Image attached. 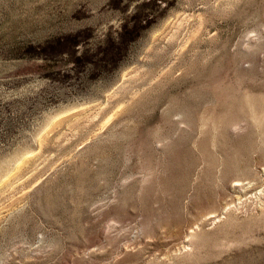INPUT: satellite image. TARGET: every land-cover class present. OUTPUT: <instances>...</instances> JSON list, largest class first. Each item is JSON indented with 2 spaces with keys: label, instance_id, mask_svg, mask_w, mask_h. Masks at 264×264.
<instances>
[{
  "label": "rangeland",
  "instance_id": "obj_1",
  "mask_svg": "<svg viewBox=\"0 0 264 264\" xmlns=\"http://www.w3.org/2000/svg\"><path fill=\"white\" fill-rule=\"evenodd\" d=\"M0 264H264V0H0Z\"/></svg>",
  "mask_w": 264,
  "mask_h": 264
}]
</instances>
